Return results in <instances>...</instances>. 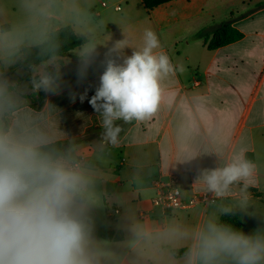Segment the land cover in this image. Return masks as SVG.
Returning <instances> with one entry per match:
<instances>
[{
  "label": "crops",
  "instance_id": "obj_1",
  "mask_svg": "<svg viewBox=\"0 0 264 264\" xmlns=\"http://www.w3.org/2000/svg\"><path fill=\"white\" fill-rule=\"evenodd\" d=\"M78 3L102 43L83 79L82 46L58 57L59 90L47 93L44 105L35 110L46 104L58 110L63 143L75 148L92 174L94 235L107 254L101 264H184L183 254L174 252L186 245L168 242L160 234L169 226L194 228L213 213L222 221L228 214H220L221 208L242 215L244 233L260 229V222L250 221L264 217V0H173L152 10L142 0ZM227 21L244 37L209 49L198 33ZM67 27L88 39L72 24L57 31ZM145 29L157 33L160 48L154 51L166 54L173 70L159 81L156 112L144 120L116 121L121 131L113 145L103 141L101 117L88 101L99 85L108 48L124 38L141 46ZM131 53L132 48L124 50V55ZM241 152L255 165L246 207H239L243 182L231 186L225 197L213 193L216 200L207 207L167 215L153 207L152 182L157 177L178 174L185 198L210 193L200 179L202 170L223 166ZM114 209L121 211L116 218L110 216ZM143 232L151 238L145 239Z\"/></svg>",
  "mask_w": 264,
  "mask_h": 264
},
{
  "label": "clouds",
  "instance_id": "obj_2",
  "mask_svg": "<svg viewBox=\"0 0 264 264\" xmlns=\"http://www.w3.org/2000/svg\"><path fill=\"white\" fill-rule=\"evenodd\" d=\"M16 8V18L0 26V264H101L107 254L94 235L92 174L75 148L63 143L58 110L46 104L37 111L27 95L59 90L56 35L61 25L88 34L79 53L81 79L102 42L78 0H17ZM126 48H132L131 55H124ZM158 48L160 40L151 29L143 31L139 47L124 38L108 48L99 85L88 101L101 117L103 141L117 143L121 128L116 121L144 120L156 112L159 81L173 70L169 57L154 51ZM33 51L35 59L50 56L48 65L37 67L29 59ZM21 68L32 73L30 90L14 78ZM254 171L241 152L223 166L202 170L200 179L218 198L243 182L239 207L244 208ZM232 211L221 208L220 214ZM160 235L186 245L184 264H264V229L246 234L215 213L194 228L169 226ZM142 236L150 239L151 233Z\"/></svg>",
  "mask_w": 264,
  "mask_h": 264
},
{
  "label": "trees",
  "instance_id": "obj_3",
  "mask_svg": "<svg viewBox=\"0 0 264 264\" xmlns=\"http://www.w3.org/2000/svg\"><path fill=\"white\" fill-rule=\"evenodd\" d=\"M145 7L149 10H152L162 4H166L173 0H142ZM198 37L205 39L208 44V48L211 50L218 49L229 44L235 43L241 40L244 37V34L237 28H235L231 21L222 23L221 25L215 27L210 32L204 30L198 33ZM56 41L59 44L58 57H66L70 54L72 50L77 47L83 46L87 42V39L84 37H78L75 35L72 30L67 27L57 31ZM51 59L50 56L42 57L41 59H35V51L31 56V61L39 66L42 63H45ZM222 223L231 224L233 227L242 230L243 217L238 213H231L225 216ZM110 237L116 241L121 240L120 235H114L110 233ZM184 250L175 251V255L183 254Z\"/></svg>",
  "mask_w": 264,
  "mask_h": 264
},
{
  "label": "built area",
  "instance_id": "obj_4",
  "mask_svg": "<svg viewBox=\"0 0 264 264\" xmlns=\"http://www.w3.org/2000/svg\"><path fill=\"white\" fill-rule=\"evenodd\" d=\"M117 9L120 10L121 7H117ZM152 188L155 192L152 198V205L154 208L160 209L163 215L175 210H188L197 206L207 207L216 200L213 193H197L185 198L181 186V178L178 174H173L169 177H157L152 182ZM120 214V209H114L110 216L116 218Z\"/></svg>",
  "mask_w": 264,
  "mask_h": 264
},
{
  "label": "rangeland",
  "instance_id": "obj_5",
  "mask_svg": "<svg viewBox=\"0 0 264 264\" xmlns=\"http://www.w3.org/2000/svg\"><path fill=\"white\" fill-rule=\"evenodd\" d=\"M16 4H17V0H0V25L8 26L16 18L17 15ZM29 59L31 60V57H29ZM46 64L44 65L46 66ZM43 67L44 66L40 68ZM31 75H32L31 71H29L27 68H21L18 73L14 74V78L18 79L23 84H27L30 90ZM46 97H47V93H45L43 90H40L35 93L31 92L30 90L27 95L29 104L34 109L41 108L44 105ZM259 222L261 224L260 229H264L263 216L256 219H252L250 221V224L252 225L253 223H255L256 225H258Z\"/></svg>",
  "mask_w": 264,
  "mask_h": 264
}]
</instances>
